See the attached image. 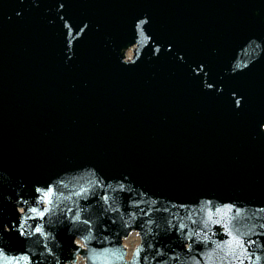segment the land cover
Listing matches in <instances>:
<instances>
[{"label": "water", "instance_id": "95a60500", "mask_svg": "<svg viewBox=\"0 0 264 264\" xmlns=\"http://www.w3.org/2000/svg\"><path fill=\"white\" fill-rule=\"evenodd\" d=\"M79 256L264 264V0H0V264Z\"/></svg>", "mask_w": 264, "mask_h": 264}, {"label": "rangeland", "instance_id": "374dc122", "mask_svg": "<svg viewBox=\"0 0 264 264\" xmlns=\"http://www.w3.org/2000/svg\"><path fill=\"white\" fill-rule=\"evenodd\" d=\"M140 242V235L137 231L132 232L128 237L124 238V243L128 247L129 254L132 252L134 247ZM69 264H86L85 259L81 256L74 263Z\"/></svg>", "mask_w": 264, "mask_h": 264}]
</instances>
